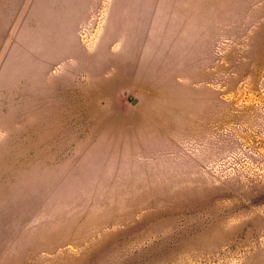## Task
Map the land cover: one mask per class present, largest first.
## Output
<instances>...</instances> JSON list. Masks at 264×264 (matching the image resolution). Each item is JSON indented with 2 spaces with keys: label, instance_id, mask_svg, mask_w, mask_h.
<instances>
[{
  "label": "rangeland",
  "instance_id": "rangeland-1",
  "mask_svg": "<svg viewBox=\"0 0 264 264\" xmlns=\"http://www.w3.org/2000/svg\"><path fill=\"white\" fill-rule=\"evenodd\" d=\"M0 264H264V0H0Z\"/></svg>",
  "mask_w": 264,
  "mask_h": 264
}]
</instances>
